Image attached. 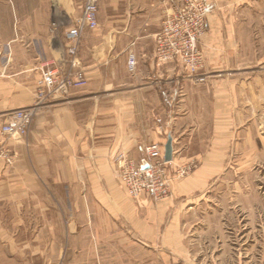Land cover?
Wrapping results in <instances>:
<instances>
[{"label": "crops", "instance_id": "0c3cea01", "mask_svg": "<svg viewBox=\"0 0 264 264\" xmlns=\"http://www.w3.org/2000/svg\"><path fill=\"white\" fill-rule=\"evenodd\" d=\"M178 1L98 0V28L83 36L80 48L87 86L38 108L28 135L6 143L14 159L11 165L0 161V264H77V231L84 228L77 222L80 210L90 227L93 218L100 219L131 229L139 246L170 249L171 256L159 257V264L183 258L174 235L157 239L168 204L131 200L116 178L113 159L122 153L137 163L147 145L164 147L170 137L173 163H198L190 176L171 182L173 198L212 195L229 143L232 139L235 151L234 139L241 134L235 81L215 76L223 72L217 57L232 52L231 39L222 43L219 25L233 23L228 7L247 1L204 0L207 33L198 46L212 76L202 85L177 64L155 63L154 37L164 11ZM83 3L0 0V123L7 112L34 105L40 70L51 64L61 44L60 36L49 35L50 17L66 29ZM129 53L136 57L133 73L126 67ZM203 212L202 233L213 250L210 263L248 264L251 259L244 261L241 248L249 253V235L225 222L226 215L234 222L235 208ZM169 228V233L180 231L178 224Z\"/></svg>", "mask_w": 264, "mask_h": 264}, {"label": "rangeland", "instance_id": "374dc122", "mask_svg": "<svg viewBox=\"0 0 264 264\" xmlns=\"http://www.w3.org/2000/svg\"><path fill=\"white\" fill-rule=\"evenodd\" d=\"M246 1L227 8L226 14L233 16V23L219 25V34L223 44L226 38L231 39L229 47L232 52L216 59H220L218 65L223 72L215 76L235 81L234 109L240 114L238 124L241 128V134L234 139L235 151L231 139L230 148L225 152V167L219 180L211 185L212 195L209 198L205 195L196 200H175L172 193L168 200L157 204H168L162 210L157 239L170 240L174 235L173 240L178 242L176 251L179 257H183L175 264H211L207 256L213 250L208 249L202 233L203 224L207 222L203 221V211L217 208L225 211L235 208L234 222L231 218L227 220L228 215L225 222L239 226L241 235H249L247 241L252 246L249 253L241 248L244 261L251 259L248 264H264V0ZM53 19L51 16L48 28ZM206 33L207 30L202 38ZM204 72L208 74V81L212 75L206 70L205 62ZM173 164H189L191 168V172L178 181L190 176L198 167L197 162ZM233 193L237 194L234 198ZM83 206L85 210V204ZM209 217L206 212V219ZM93 220V225L88 226L89 218L81 210L77 211V222L84 227L77 231V264H159V257L163 261L165 256H171L170 249H152L135 244L138 238L131 229L128 231L117 224ZM171 223L178 224V233L167 231ZM186 224L191 227L186 228ZM232 262V259L225 263L215 260L213 264H235Z\"/></svg>", "mask_w": 264, "mask_h": 264}, {"label": "built area", "instance_id": "2783aa9c", "mask_svg": "<svg viewBox=\"0 0 264 264\" xmlns=\"http://www.w3.org/2000/svg\"><path fill=\"white\" fill-rule=\"evenodd\" d=\"M208 12L204 0H179L164 11L160 29L154 37L157 66L177 64L195 84L206 83L208 74L204 72V57L198 43L207 30ZM97 17L98 0H84L80 15L68 28L62 31L57 18L50 22L49 33L53 37L60 36L61 44L55 50L51 64L40 70L34 89V105L7 112L0 123V161L6 165H11L14 159V153L6 146L7 141L28 135L38 108L65 99L70 91L87 86L80 48L83 36L98 28ZM126 67L129 73L135 71L133 53L127 55ZM113 162L117 179L127 196L133 201L145 197L153 204L168 200L172 195L171 182L191 172L189 164L165 162L163 147L158 143L147 145L137 163L122 153Z\"/></svg>", "mask_w": 264, "mask_h": 264}, {"label": "water", "instance_id": "95a60500", "mask_svg": "<svg viewBox=\"0 0 264 264\" xmlns=\"http://www.w3.org/2000/svg\"><path fill=\"white\" fill-rule=\"evenodd\" d=\"M172 144H171V138L168 137L166 144L163 147V160L165 162H171L172 161Z\"/></svg>", "mask_w": 264, "mask_h": 264}]
</instances>
